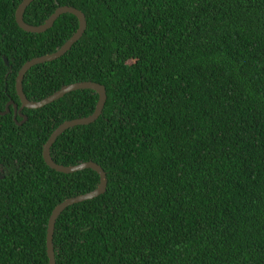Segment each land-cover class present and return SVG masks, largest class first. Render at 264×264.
I'll list each match as a JSON object with an SVG mask.
<instances>
[{
    "label": "trees",
    "instance_id": "16d2710c",
    "mask_svg": "<svg viewBox=\"0 0 264 264\" xmlns=\"http://www.w3.org/2000/svg\"><path fill=\"white\" fill-rule=\"evenodd\" d=\"M22 1L0 0V111L13 101L0 115V264H48L53 209L100 176L52 169L43 147L99 95L72 91L15 120L20 68L79 26L64 13L27 32ZM64 5L85 14L84 35L34 65L23 90L39 101L75 82L105 86L102 115L62 133L51 156L94 161L108 184L57 219L56 264H264V0H34L24 20L43 24Z\"/></svg>",
    "mask_w": 264,
    "mask_h": 264
},
{
    "label": "water",
    "instance_id": "95a60500",
    "mask_svg": "<svg viewBox=\"0 0 264 264\" xmlns=\"http://www.w3.org/2000/svg\"><path fill=\"white\" fill-rule=\"evenodd\" d=\"M34 0H23L20 5L18 6L15 17L16 21L20 28L27 32H33V33H43L53 27L55 21L64 13H71L75 15L79 20V26L76 30V32L55 52L45 54L39 57H34L27 62L23 64V66L20 68L18 75L16 77V90L17 94L20 99V106H18L17 103L14 104V118L17 119L18 112L21 117H23V120L19 122V124L24 123L28 117L22 113V110L24 108L28 109H38L41 108L47 104H50L54 102L55 100H58L62 97H64L67 93H70L72 91H76L79 89H91L98 93L99 99L96 105V108L94 112L88 116L85 117H79L74 118L71 120H67L63 123H61L57 128L53 130L51 135L49 136L48 140L44 144L43 147V158L46 162V164L51 167L52 169H55L56 171L63 172V173H73L77 171H81L84 169H93L95 170L99 176H100V183L99 185L92 191H89L87 193L79 194L77 196L69 197L56 205V207L53 209L49 222H48V229H47V253L49 257V263L48 264H56V258H55V250H54V244H53V236H54V229L55 224L59 216L62 214V212L68 208L69 206H72L76 203H80L86 200L93 199L95 197H98L105 193L107 189L108 179L107 174L105 170L99 165L98 163L94 161H84L80 162L78 164L74 165H62L56 163L52 156H51V147L54 144V142L57 140V138L64 133L67 129L72 128L77 125H88L93 122H95L103 113L104 107L106 105L107 101V90L104 85L94 82V81H81V82H75L71 84L64 85L59 90L55 91L51 95L39 100L34 101L30 100L23 90V81L26 73L34 66L40 63H45L49 61H53L58 59L59 57L63 56L65 53H67L73 45L81 39V37L84 35V32L87 28V19L85 14L77 9L74 6L64 5L59 6L52 14L51 16L40 25H32L27 23L24 20V13L27 7L33 2ZM5 62L8 64L7 58H4ZM13 101H9L6 105L5 111H0V115L6 114L10 112V104ZM2 175L0 174V178Z\"/></svg>",
    "mask_w": 264,
    "mask_h": 264
},
{
    "label": "flooded vegetation",
    "instance_id": "af4514ba",
    "mask_svg": "<svg viewBox=\"0 0 264 264\" xmlns=\"http://www.w3.org/2000/svg\"><path fill=\"white\" fill-rule=\"evenodd\" d=\"M23 111V110H22ZM18 115H19V112H18ZM20 116V115H19Z\"/></svg>",
    "mask_w": 264,
    "mask_h": 264
}]
</instances>
